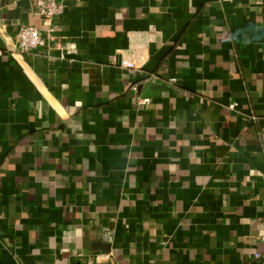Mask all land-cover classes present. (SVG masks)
Here are the masks:
<instances>
[{
    "label": "crops",
    "instance_id": "obj_1",
    "mask_svg": "<svg viewBox=\"0 0 264 264\" xmlns=\"http://www.w3.org/2000/svg\"><path fill=\"white\" fill-rule=\"evenodd\" d=\"M24 25L0 0V264H264V0H67L20 55Z\"/></svg>",
    "mask_w": 264,
    "mask_h": 264
},
{
    "label": "built area",
    "instance_id": "obj_2",
    "mask_svg": "<svg viewBox=\"0 0 264 264\" xmlns=\"http://www.w3.org/2000/svg\"><path fill=\"white\" fill-rule=\"evenodd\" d=\"M67 0H32L35 8V14L43 21V28L36 26L24 25L21 26L16 35L17 50L20 55H27L39 48L46 46V39L43 33H46L49 38L54 33L53 20L64 13ZM154 30L148 32L149 36H152ZM121 51H117L120 54ZM122 67L134 70L136 69V63L132 60L124 58L122 60ZM233 107V106H232ZM264 241V237L262 238ZM256 259L264 261V253H256ZM88 264H94L92 261Z\"/></svg>",
    "mask_w": 264,
    "mask_h": 264
},
{
    "label": "water",
    "instance_id": "obj_3",
    "mask_svg": "<svg viewBox=\"0 0 264 264\" xmlns=\"http://www.w3.org/2000/svg\"><path fill=\"white\" fill-rule=\"evenodd\" d=\"M101 245H103V244H101ZM98 246H100V245L96 244V247L92 248V251L93 252H102L103 254H109L110 253V246L109 245H103V247L102 246L98 247Z\"/></svg>",
    "mask_w": 264,
    "mask_h": 264
}]
</instances>
